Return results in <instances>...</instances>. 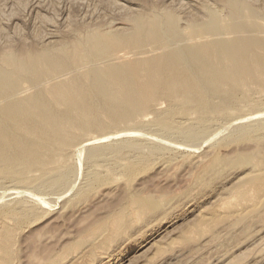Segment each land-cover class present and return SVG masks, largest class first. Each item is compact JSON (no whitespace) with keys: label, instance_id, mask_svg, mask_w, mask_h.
<instances>
[{"label":"rangeland","instance_id":"374dc122","mask_svg":"<svg viewBox=\"0 0 264 264\" xmlns=\"http://www.w3.org/2000/svg\"><path fill=\"white\" fill-rule=\"evenodd\" d=\"M244 1L264 19V0ZM221 8L216 0H0V66L5 55L71 46L116 29L124 33L137 15H163L185 46L191 44L186 29L212 22L211 14ZM167 36L166 47L176 38ZM141 52L124 47L110 61L133 60ZM84 70L71 68L65 75ZM196 75L204 102L193 108L158 98L119 125L98 127L70 107L62 116L75 138L71 146L32 139L25 180L0 175V263L264 264V206L256 209L237 196L260 171L235 164L205 172L213 156L236 159L264 147V86L219 95ZM11 129L17 141L28 139ZM92 139L99 141L81 151ZM17 150L10 147L9 153ZM46 171L68 174L52 189L40 179ZM136 195L157 208L134 209Z\"/></svg>","mask_w":264,"mask_h":264},{"label":"bare ground","instance_id":"6f19581e","mask_svg":"<svg viewBox=\"0 0 264 264\" xmlns=\"http://www.w3.org/2000/svg\"><path fill=\"white\" fill-rule=\"evenodd\" d=\"M216 1L222 3V8L211 14L212 22L203 24V27L193 25L186 29L191 44L185 46L166 18L154 14L134 16L131 30L124 33L116 29L91 34L71 46H54L21 51L16 55H5V58L3 56L5 64L0 66V175L10 179L15 177L17 181L21 177L25 180L23 176L28 169L27 155L32 139L38 142L46 139L71 146L75 138L70 132V126L64 124L62 116L70 107L78 109L86 124L105 127L108 124L123 123L144 110L153 99L170 101L172 106L181 102L187 108L200 105L204 102V85H201L202 88L197 86L192 76L194 72L200 81L210 86L213 93L219 95L228 92L233 96L239 87L264 86V19L260 16L259 8L248 5L244 0ZM167 32L176 35V38L166 47L169 41ZM124 47L143 51L142 57L126 60L127 57L121 56L117 62L114 60L118 58L110 61L112 55ZM84 67L81 74L71 77L65 75L71 68L78 70ZM95 98L101 102L102 108H97ZM11 128L23 132L28 139L17 141L9 134ZM99 140L83 142L80 145L81 151ZM10 147L17 148V154H10ZM243 152L236 159L213 156L209 163L204 162L205 172H221L235 164H252L260 171V175L242 181L244 185L242 189L238 188L237 196L244 203L251 202V206L258 209L264 206V147ZM60 172L52 175L46 171L40 179L43 184L58 189L64 184L65 173L68 171L64 174ZM152 202L150 198L136 195L133 207L151 211L157 208L156 205L152 206Z\"/></svg>","mask_w":264,"mask_h":264}]
</instances>
